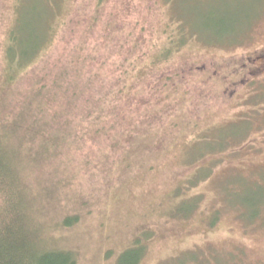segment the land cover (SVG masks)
<instances>
[{
  "label": "rangeland",
  "instance_id": "rangeland-1",
  "mask_svg": "<svg viewBox=\"0 0 264 264\" xmlns=\"http://www.w3.org/2000/svg\"><path fill=\"white\" fill-rule=\"evenodd\" d=\"M16 15L27 45L47 33L48 64L23 75L7 114L72 61L84 64L83 82L101 74L92 84L109 103L119 82L126 92L111 102V131L72 133L30 176L38 212L29 197L28 217L49 230L44 248L76 264H133L137 254L136 264H264V61H253L264 0H0V82ZM83 111L54 100L46 121L63 133ZM3 131L13 154L19 143ZM65 216L76 220L65 226Z\"/></svg>",
  "mask_w": 264,
  "mask_h": 264
},
{
  "label": "trees",
  "instance_id": "trees-1",
  "mask_svg": "<svg viewBox=\"0 0 264 264\" xmlns=\"http://www.w3.org/2000/svg\"><path fill=\"white\" fill-rule=\"evenodd\" d=\"M19 19L16 15L15 27L9 32L11 36L6 42V61H4L6 77L0 82V138H2L0 140V264H76L71 252L44 248L43 244H46L45 238L49 237V230L39 222L34 227L28 217V213L32 210L29 197L30 199L34 197L31 202L35 211L38 212L34 184L30 179L36 171V165L48 156L53 157L60 146L68 141L69 136H72V133L76 134L73 137L75 140L76 138L81 140L89 132L92 137H95L105 136L109 130L111 131L113 128L107 131L103 123L107 118L112 119L110 115L116 113L109 108L117 110L115 104L112 105L111 102L113 99L117 101L118 98L125 96V85L122 82L118 83L119 88L109 103L110 93L102 94L100 90H97V86L94 88L92 84L93 76L99 78L101 74L98 71L93 72V76L83 82L81 76L84 74V64L73 66L72 61L71 65L68 63L67 66H60L49 91L44 90L39 80L38 84H35L39 86V89L32 86L27 103L22 106L21 110L17 114H7L6 109L11 103L14 104L13 95L23 75L29 69V73L35 71L36 65L42 63L40 59L44 57L42 48L47 35L46 32L40 34L38 39L35 37L34 42L27 45V41L20 39L17 30L20 25ZM180 38L178 37V40ZM130 64L129 62L128 67ZM76 68H80L79 73ZM44 91L46 94H43ZM54 100L65 101L75 108L83 106L84 111L75 118L78 124L76 129L70 128L69 131L63 133L59 130L53 131L57 122L51 124L49 121L51 119L46 121V114L48 106ZM54 116L61 123L72 124L74 121L68 113L63 114L61 111L56 112ZM90 125L93 128H90ZM1 130L12 137V142L19 143L17 148L14 147L13 154L9 153L11 147L5 145ZM122 136L123 130L115 131L116 140ZM26 144L27 155H21L19 147ZM75 220L72 216H65L62 222L65 226H70ZM132 252L135 253L134 249L126 251L123 256H131ZM137 255L133 264L139 260L140 255Z\"/></svg>",
  "mask_w": 264,
  "mask_h": 264
},
{
  "label": "flooded vegetation",
  "instance_id": "flooded-vegetation-1",
  "mask_svg": "<svg viewBox=\"0 0 264 264\" xmlns=\"http://www.w3.org/2000/svg\"><path fill=\"white\" fill-rule=\"evenodd\" d=\"M256 58H257V57H256ZM256 58H255V59H256ZM255 59L253 60L255 63H262V61H264V51H263V54H262L261 56H259L257 60H255ZM258 60H259V61H258ZM253 61H252V62H253ZM260 66H261V65H260ZM262 66L264 67V63H262Z\"/></svg>",
  "mask_w": 264,
  "mask_h": 264
}]
</instances>
